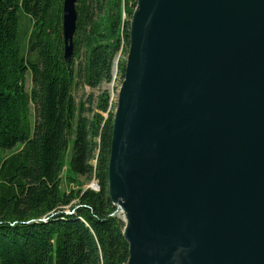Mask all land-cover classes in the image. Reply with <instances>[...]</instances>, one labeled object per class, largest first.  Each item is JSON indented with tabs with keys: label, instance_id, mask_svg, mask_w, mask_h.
<instances>
[{
	"label": "water",
	"instance_id": "obj_1",
	"mask_svg": "<svg viewBox=\"0 0 264 264\" xmlns=\"http://www.w3.org/2000/svg\"><path fill=\"white\" fill-rule=\"evenodd\" d=\"M107 174L125 264H264V0H136Z\"/></svg>",
	"mask_w": 264,
	"mask_h": 264
},
{
	"label": "trees",
	"instance_id": "obj_2",
	"mask_svg": "<svg viewBox=\"0 0 264 264\" xmlns=\"http://www.w3.org/2000/svg\"><path fill=\"white\" fill-rule=\"evenodd\" d=\"M135 6L77 0L66 64L62 0H0V264L126 263L124 222L108 194L115 104L107 90L85 102L73 92L111 82Z\"/></svg>",
	"mask_w": 264,
	"mask_h": 264
},
{
	"label": "rangeland",
	"instance_id": "obj_3",
	"mask_svg": "<svg viewBox=\"0 0 264 264\" xmlns=\"http://www.w3.org/2000/svg\"><path fill=\"white\" fill-rule=\"evenodd\" d=\"M128 51V49H127ZM126 57H127V52H121L117 58L115 59L114 61V64H113V68H112V80L110 83L108 84H102L100 87L96 88V89H93V90H90L89 88L87 87H83L82 85L78 86L74 92H73V96H74V100L75 102H78V101H82V102H85L86 101V98L89 96V95H92L93 96V99L95 100L96 97L103 91V90H107L109 92V99H110V102H112L113 104H115V107H116V102H117V94H118V91H119V88H120V85H121V81H120V77H119V73H118V63H121V62H125L126 61ZM26 89L29 90L30 89V79L27 77V81H26ZM13 151H8V152H5L1 155L3 156H7L9 154H11ZM92 164L94 165V162H92ZM65 173H66V168L63 170V173H62V178H64L65 176ZM79 183H80V186L82 189H90V190H93V185H95L94 181L93 180H90V181H84L83 179H79ZM63 190L67 189V186L64 184L63 182ZM72 188H76V186H72ZM75 203V201H74ZM64 211L65 213H68L70 210L68 209V207H65L64 208ZM119 213V212H118ZM120 214V213H119ZM43 220V219H42Z\"/></svg>",
	"mask_w": 264,
	"mask_h": 264
},
{
	"label": "built area",
	"instance_id": "obj_4",
	"mask_svg": "<svg viewBox=\"0 0 264 264\" xmlns=\"http://www.w3.org/2000/svg\"><path fill=\"white\" fill-rule=\"evenodd\" d=\"M97 190H98V188H97L96 184L93 185V191H97Z\"/></svg>",
	"mask_w": 264,
	"mask_h": 264
}]
</instances>
